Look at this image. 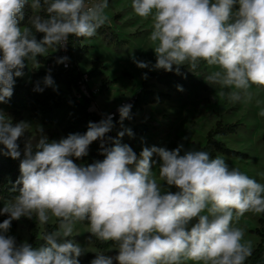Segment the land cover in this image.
<instances>
[{
	"label": "clouds",
	"instance_id": "1",
	"mask_svg": "<svg viewBox=\"0 0 264 264\" xmlns=\"http://www.w3.org/2000/svg\"><path fill=\"white\" fill-rule=\"evenodd\" d=\"M26 6L32 14L22 25ZM108 6V0H0V104L11 98L29 63L38 66L49 49L66 50L70 37H94L109 22ZM131 8L152 21L148 39L155 63L132 57L138 68L182 75V66L195 73L203 62L214 69L204 80L219 86L221 98L261 103L252 89L264 88V0H132ZM68 59L56 63L67 66ZM50 71L43 84L55 90ZM43 90L37 82L34 91ZM131 107L118 108L122 127ZM258 115L264 117V107ZM31 127L27 121L14 124L0 109V153L20 159L11 189L18 194L0 208L7 215L0 222V264H79L86 250L72 237L84 221L89 241H111L118 253L97 251L90 264H245L252 256L253 243L237 225L246 213L264 214V184L222 156L184 150L183 144L171 150L147 146L143 139L137 154L121 142L125 134L134 137L130 128L116 138L107 135L114 127L107 115L89 122L84 134L58 142H49L37 126L39 138L35 144L26 140L21 159L18 140ZM97 140L104 158L87 166L75 163ZM34 216L40 225L51 218L57 222L41 233L39 249L8 235L12 221Z\"/></svg>",
	"mask_w": 264,
	"mask_h": 264
},
{
	"label": "rangeland",
	"instance_id": "2",
	"mask_svg": "<svg viewBox=\"0 0 264 264\" xmlns=\"http://www.w3.org/2000/svg\"><path fill=\"white\" fill-rule=\"evenodd\" d=\"M131 2L132 0H108L109 6L105 12L109 22L104 26L107 28L108 33H106L110 36L96 34L93 39H85L82 42L83 45L89 47V54L79 65L80 72L89 73L97 59L102 62L105 68L102 70V76L91 80L89 86L97 89L99 85L102 86L105 83L104 80L111 83L107 89L104 88L94 97V103L104 115L109 114L122 102L135 98L142 89L143 82L147 80V78H143L144 73H147L148 77L155 72H164L162 69L138 68L132 61V57H135L138 60L150 61L154 64L156 58L152 51L154 46L148 39L152 26L151 18L145 19L137 16L131 8ZM113 35L116 37H112ZM58 52L59 50L53 52L52 49H49L48 54ZM41 68L40 64L33 66L29 63L27 72L19 78L24 82H30L29 79L33 73ZM211 70L214 69L208 68L202 62L195 73L189 71L197 77V84L194 88L183 91L180 95L173 94L172 98L164 104L151 105L136 111L131 116L133 125L123 124V127L121 124L114 125L109 133L113 138H116L117 133L123 128H130L133 132V127L136 125L148 126L149 131L145 135L133 132L134 137L130 138L125 134L121 139L122 143L129 144L137 154L141 151L142 139L147 146L154 145L171 150L183 144L184 150H202L207 143L209 132L216 127L219 121L224 125L240 123L241 126L237 133L222 139V141L232 150L241 152L248 158L220 156L230 167L237 168L257 182L264 184V117L258 115L261 107H264V88L253 86L252 89L256 93V99L261 101L259 105L256 100L250 104L229 103L226 97L219 96L221 91L219 86H209L205 82L204 77ZM148 83L153 84L154 81L149 80ZM156 90L167 92L166 88L159 85L156 86ZM0 109L10 116L14 124L20 121L32 124L25 136L18 140V144L23 148L28 138L32 139L33 144L38 140L37 126L43 127L44 134L48 139L56 130L55 127L44 126L37 122L30 112L19 115L13 109L1 104ZM153 159L158 160V157L154 155ZM153 171L157 173L158 182L163 184L159 180L158 169L154 167ZM164 187L168 191H176L175 187L169 188L166 185ZM4 202L0 201V208L3 207ZM263 217L264 214L246 213L237 225L245 230L244 239L252 241L253 249L260 242L256 230L260 228V220ZM17 223V237L21 243H29L28 226L23 217L17 220ZM48 223L53 225L57 222L55 218H51ZM39 228L43 232L44 225L39 224ZM89 234L88 226H84L80 222L75 225L73 238H76L75 242L86 250L81 257L97 252L88 240ZM104 252L113 257L118 254L116 248ZM187 264H193V262L189 261Z\"/></svg>",
	"mask_w": 264,
	"mask_h": 264
},
{
	"label": "trees",
	"instance_id": "3",
	"mask_svg": "<svg viewBox=\"0 0 264 264\" xmlns=\"http://www.w3.org/2000/svg\"><path fill=\"white\" fill-rule=\"evenodd\" d=\"M25 20L21 22L24 25L27 19L31 16V9L26 6L24 9ZM107 28L102 26L97 30L96 34L106 35ZM40 33H36L37 39H42ZM95 37V36H94ZM89 38V39H93ZM105 37V38H106ZM112 37H116L113 35ZM85 39H77L76 37H70L68 42V56L70 62V69L64 71L62 63H56L57 58L62 57L60 49L58 53L48 54L47 57H38L40 65L44 66V69L35 71L32 75L30 82H24L21 78H16L14 92L7 103H2L8 108L13 109L19 115L24 112H30L33 119L44 126L55 127V132L48 139L49 142L58 141L60 138H66L69 134L80 133L84 134L87 131L89 122H99L103 119V116H97L89 111L94 98L84 99L78 101L71 95L72 88H77L81 77L85 73H81L79 65L83 61L84 57L89 54V47L83 45L82 42ZM50 74L54 80L55 90L53 87H45L43 84V78ZM102 70H105L103 64L98 59L93 63L92 70L87 73L91 80L101 77ZM27 72V67L24 69V73ZM182 75H177L175 72H155L147 77V80L143 82L142 89L135 96L132 107L130 110L129 118L124 119L123 124L133 125L132 115L138 110H143L144 107L151 105H161L169 101L173 94L180 95L183 91L192 89L197 84V77L190 73L187 67H181ZM149 80H153L154 83H148ZM105 83L101 86V92L104 88L111 84L109 81L104 80ZM39 82L40 87L44 90L42 92L34 91V88ZM159 85L167 89V92L156 90V86ZM178 86L183 88V91L178 90ZM114 125H119L120 116H117L113 120ZM240 123L226 124L224 125L219 121L216 127L211 130L207 136V143L202 150L209 152L211 158L216 156H227L233 158L247 159L248 156L232 150L229 148L222 139L227 138L237 133L240 128ZM149 131L146 125H136L133 127V132L139 135H145ZM112 137V134H107ZM20 146V145H19ZM3 146L0 145V148ZM21 159L23 158V147L20 146ZM104 157L100 154V141H94L88 150V155L75 159L74 162L87 166L96 160H102ZM20 159H12L9 156H5L0 153V201H6L14 198L18 192L11 191L13 184L20 176ZM7 219V215H0V222ZM30 235L29 244L34 249H39L44 246V241L39 237L41 231L39 228V222L35 216L32 219L23 217ZM84 226H88V222H80ZM56 224L44 225L43 231H51L56 227ZM17 220L12 221L8 235L15 237L17 244L21 243L17 237ZM256 234L260 238V242L255 249H253L252 256L249 257L245 264H264V217L260 220V228L256 230ZM88 235V240H89ZM74 242L76 238H73ZM97 251H109L115 248L113 242L107 243L101 242L94 237L90 241ZM109 255L108 253H105ZM96 253H89L85 257H79V264H90L91 260L95 258ZM111 256V255H109Z\"/></svg>",
	"mask_w": 264,
	"mask_h": 264
},
{
	"label": "built area",
	"instance_id": "4",
	"mask_svg": "<svg viewBox=\"0 0 264 264\" xmlns=\"http://www.w3.org/2000/svg\"><path fill=\"white\" fill-rule=\"evenodd\" d=\"M60 52H61V55L62 57H68V44L66 46V50L64 49H60ZM67 64V66H65L64 63H62V68L64 71H68L70 69V62H69V59L68 61L65 62ZM49 70V68H47ZM91 81V79L89 78V76L87 75V73H85L82 77H81V80L80 82L78 83V86L77 88H72L71 90V95L72 97H74L75 99H77L78 101H83L84 99H92L96 96V94L98 92H100L101 90V85H99V88L97 89H93L89 86V82ZM133 100H130V101H125V102H122L121 104H119L116 108L112 109L111 112L109 114H103L102 111L98 108V106L95 104V103H92L89 111L96 114L97 116H103V118H106L107 115H112L113 117V120L119 116V112H118V108L122 105H125V104H130L132 105L133 103ZM108 134H111V133H108Z\"/></svg>",
	"mask_w": 264,
	"mask_h": 264
},
{
	"label": "crops",
	"instance_id": "5",
	"mask_svg": "<svg viewBox=\"0 0 264 264\" xmlns=\"http://www.w3.org/2000/svg\"><path fill=\"white\" fill-rule=\"evenodd\" d=\"M44 68H45V67H44V66H42V68H41V69H44ZM31 78H32V76H31V77H30V79H29L30 81H31Z\"/></svg>",
	"mask_w": 264,
	"mask_h": 264
}]
</instances>
